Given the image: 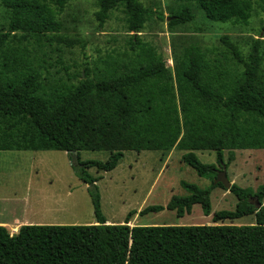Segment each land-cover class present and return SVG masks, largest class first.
<instances>
[{"label": "trees", "instance_id": "obj_1", "mask_svg": "<svg viewBox=\"0 0 264 264\" xmlns=\"http://www.w3.org/2000/svg\"><path fill=\"white\" fill-rule=\"evenodd\" d=\"M256 1L264 11V0ZM66 2L0 0L9 18L7 28L0 29V151L67 152L76 175L89 186L96 222L28 224L16 234L0 225V264H264V185L254 190L233 184L235 209L212 218L217 223L254 215L255 224L130 226L135 210L122 224L107 223L96 184L100 177L89 173L114 170L126 151L177 148L185 151L183 162L211 185L182 180L187 195H173L166 206H147L140 215L167 208L183 217L195 205L211 215V193L224 188L214 182L219 168L230 166L236 150L264 149L263 40L257 39L245 58L224 37L233 56L228 64L211 61L199 48H185L171 74L162 55L138 35L155 12L140 0H99L100 26L124 7L134 55L85 68L77 83H53L45 81L30 48L14 44V32L40 45L55 40L64 28L58 15ZM195 2L213 22L246 24L253 14V0ZM194 18L184 5L169 25ZM84 150L110 154L106 160H82ZM199 150L215 151L217 164L203 163Z\"/></svg>", "mask_w": 264, "mask_h": 264}, {"label": "rangeland", "instance_id": "obj_2", "mask_svg": "<svg viewBox=\"0 0 264 264\" xmlns=\"http://www.w3.org/2000/svg\"><path fill=\"white\" fill-rule=\"evenodd\" d=\"M155 15L138 34L141 41L153 46L166 61L173 74L175 58L185 48H199L208 59L228 64L232 52L223 42L228 37L247 58L254 42L262 39L264 57V11L253 0V14L249 22H213L207 19L195 0H140ZM188 5L195 18L171 28L172 14ZM99 0H67L58 18L64 28L51 42L24 38L14 32L15 45L27 46L41 63L45 81L77 83L85 68L101 66L110 57L124 58L134 55L130 43L132 33L125 27L124 7L114 9L108 20L100 26L97 13ZM9 18L0 4V29H6ZM243 70V66L238 67ZM236 159L227 168L229 179L241 187L257 190L264 185V149L236 150ZM185 151L145 150L126 151L112 171L89 169L95 177L101 194V208L108 224H122L127 215L130 226H193V225H250L254 215L237 220L213 222V214L221 210H234L237 198L226 188H215L211 193L213 212L203 214L195 205L190 214L178 217L165 208L161 212L140 215L150 205H163L173 195H187L180 182L185 180L201 188L211 185L182 160ZM206 164H217V153L209 150L195 152ZM107 151H81V159L106 160ZM225 160H228L225 154ZM222 170V167L219 168ZM88 185L83 183L72 167L69 154L60 150H3L0 151V221L12 225L30 222L41 225L94 224L96 217ZM254 203L259 207L256 200ZM264 205V200H263ZM29 224V223H25ZM10 231V230H9ZM11 234L13 232H10Z\"/></svg>", "mask_w": 264, "mask_h": 264}, {"label": "water", "instance_id": "obj_3", "mask_svg": "<svg viewBox=\"0 0 264 264\" xmlns=\"http://www.w3.org/2000/svg\"><path fill=\"white\" fill-rule=\"evenodd\" d=\"M73 154L77 156L78 152L74 151ZM214 182L215 184L222 183L224 188H226L227 190H231L233 183L229 179L227 167L224 164L222 165V170H218L217 178Z\"/></svg>", "mask_w": 264, "mask_h": 264}, {"label": "crops", "instance_id": "obj_4", "mask_svg": "<svg viewBox=\"0 0 264 264\" xmlns=\"http://www.w3.org/2000/svg\"><path fill=\"white\" fill-rule=\"evenodd\" d=\"M25 223L31 224L30 222H17L16 225H12L11 223L7 221H0V225L5 226L8 230H10V232H13L12 234H16L19 231L20 227L25 225ZM14 229H16V231H14Z\"/></svg>", "mask_w": 264, "mask_h": 264}, {"label": "bare ground", "instance_id": "obj_5", "mask_svg": "<svg viewBox=\"0 0 264 264\" xmlns=\"http://www.w3.org/2000/svg\"><path fill=\"white\" fill-rule=\"evenodd\" d=\"M14 231H16V229H14Z\"/></svg>", "mask_w": 264, "mask_h": 264}]
</instances>
